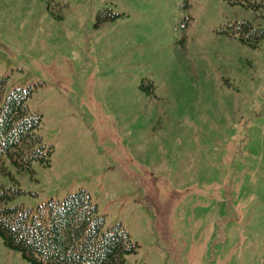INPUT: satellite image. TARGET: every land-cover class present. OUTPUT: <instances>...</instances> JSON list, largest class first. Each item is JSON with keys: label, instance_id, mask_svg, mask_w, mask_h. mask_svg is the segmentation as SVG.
I'll return each instance as SVG.
<instances>
[{"label": "rangeland", "instance_id": "rangeland-1", "mask_svg": "<svg viewBox=\"0 0 264 264\" xmlns=\"http://www.w3.org/2000/svg\"><path fill=\"white\" fill-rule=\"evenodd\" d=\"M253 18L227 0H0L3 96L33 87L54 148L0 171L9 204L84 188L139 244L127 264H264V40L220 33ZM0 264L32 263L0 236Z\"/></svg>", "mask_w": 264, "mask_h": 264}, {"label": "trees", "instance_id": "trees-1", "mask_svg": "<svg viewBox=\"0 0 264 264\" xmlns=\"http://www.w3.org/2000/svg\"><path fill=\"white\" fill-rule=\"evenodd\" d=\"M227 1L250 10L254 18L232 21L220 33L229 41L259 47L264 40L260 24L264 0ZM119 16L99 13L100 20ZM140 87L155 93L152 80H142ZM4 93L5 79L0 80V171L8 173L9 163L20 173L33 172L34 162L50 165L54 148L39 132L43 115L28 104L33 87L13 88L5 97ZM20 192L18 187L0 188V236L32 264H127L126 256L138 252L139 244L121 224L105 228L106 217L88 190L80 188L62 200L51 198L35 213L24 205L9 204Z\"/></svg>", "mask_w": 264, "mask_h": 264}]
</instances>
